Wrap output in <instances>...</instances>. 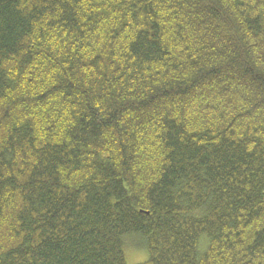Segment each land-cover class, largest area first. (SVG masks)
Masks as SVG:
<instances>
[{"label":"trees","instance_id":"obj_1","mask_svg":"<svg viewBox=\"0 0 264 264\" xmlns=\"http://www.w3.org/2000/svg\"><path fill=\"white\" fill-rule=\"evenodd\" d=\"M128 243L264 264V0H0V264Z\"/></svg>","mask_w":264,"mask_h":264},{"label":"rangeland","instance_id":"obj_2","mask_svg":"<svg viewBox=\"0 0 264 264\" xmlns=\"http://www.w3.org/2000/svg\"><path fill=\"white\" fill-rule=\"evenodd\" d=\"M133 243V242H132ZM127 261L129 264H146L147 250L131 243L126 246Z\"/></svg>","mask_w":264,"mask_h":264}]
</instances>
